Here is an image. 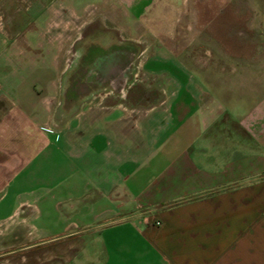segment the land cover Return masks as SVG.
<instances>
[{"label":"crops","instance_id":"1","mask_svg":"<svg viewBox=\"0 0 264 264\" xmlns=\"http://www.w3.org/2000/svg\"><path fill=\"white\" fill-rule=\"evenodd\" d=\"M222 2V23L212 13L205 28L193 9L183 17L187 1L173 20V2H155L126 28L115 7L102 13L104 36L134 47L128 87L150 96L95 81L55 92L83 81L59 79L37 55L15 60L26 75L0 78L14 117L0 114V150L26 153L0 156V264H27L26 249L29 264H264V0ZM38 31L25 32L30 49ZM188 36L203 61L185 59ZM40 116L51 131L40 132ZM225 116L247 135L228 136Z\"/></svg>","mask_w":264,"mask_h":264},{"label":"rangeland","instance_id":"2","mask_svg":"<svg viewBox=\"0 0 264 264\" xmlns=\"http://www.w3.org/2000/svg\"><path fill=\"white\" fill-rule=\"evenodd\" d=\"M160 1L165 2V0H159V3H161ZM171 1L173 2L172 5L167 4L164 7L167 8V15H171L170 17L172 20L177 16L174 7L178 8V6H180L183 1L188 2L187 4L184 3L183 5V17H186V12H188L186 10L187 8L193 9L194 13H197V26H204L205 28V26L208 25V19H211L210 16L212 15V12L215 13L213 11L214 9H211L212 3H210V0H198L196 6L192 2V0ZM35 2H38L39 6L38 15L36 14L35 5L37 4ZM150 2L151 1L149 0H138L135 4H133V7L129 9L126 6L124 0H0V32L2 31L1 33L6 34V38H4L3 36V38H1L0 40V62H7L8 64L0 66V78H2L3 76H18L21 78L24 77L26 74H21L19 72L13 73L14 71L11 68L12 66H14L15 60L22 59L25 61H32V58L36 57V55L38 58H36L33 63L41 60L45 63H48L51 60L54 61V63L58 66L56 72L59 79L75 75V68L77 69V67L79 66L80 58L83 53L93 51L94 46H111L113 43L111 41H115L117 39V37L114 36H104L106 32L108 34L112 32L110 21L104 19V17H102L101 20V15L104 11V16H109V13L111 12L110 8L115 7V10L118 11L117 13L120 19H124L125 21L124 23H122V27L126 28L127 19L131 21L133 17H136L139 13H143L147 10H150V12H146L148 14H153V12H155L154 9L157 6V3L155 2H158V0H153L154 4L153 2H151L152 4L150 5V7H148V3ZM237 6L238 5H236V7ZM125 11H128L130 15L129 17L126 16L125 13L123 14V12ZM74 13L80 16H85L75 17ZM62 16H64L65 19L64 23L59 21ZM215 16L217 17L216 23L219 22L221 24L223 11L217 12ZM237 23L238 22H236V24ZM63 24L69 25V29H67L65 32H62ZM188 26H190V24H188ZM215 26L212 27V32L215 30L216 33L217 30ZM192 27L193 26H190L189 28L192 29ZM142 28L143 26H141L139 22H136V29L142 30ZM32 29L39 30L38 49H30V47L25 45V41H28V39H26L25 37V32H28ZM82 35L83 38L81 37ZM130 36L132 37V35ZM190 38L189 36L183 38L185 40V42H183L184 49H187L189 47V45L187 44H189L188 41L190 40ZM60 39L65 41L67 40L65 43L63 41V44L70 43V47H61L62 42L60 41ZM141 39L142 38H140V40ZM201 39L202 38H199L198 40L196 39L197 43L195 42L194 46L200 45L199 47H201V45H205L206 42L204 41V39ZM100 42L102 44H100ZM122 42L123 40H120V44H122ZM137 44L139 46H143L144 44H147V42H141ZM168 44L173 45L174 41L169 42ZM188 49L187 52H185L184 54L186 60L194 61L200 59L203 61L204 58H206V55L202 52L196 53V48L193 49V51H191V48ZM136 61L137 59H135L133 66L136 65ZM77 71L80 72V69H77ZM130 78L132 79V75H130ZM66 86L63 83L58 84L56 86L55 92L80 93L82 91H85L86 89L84 85L80 84H72L70 86L68 85L69 87ZM102 87L110 86H100V88ZM35 89L37 91L42 90L39 85L35 86ZM148 89L141 83L134 82L131 87H128L126 83L120 92L128 93L129 96L131 95V97H133L134 95L136 96L142 94ZM147 93L149 95V91ZM7 96V99H4L3 95H1L0 97V114L6 112V119L8 120V122H11L10 120L14 119V117L10 115L11 103L9 98L11 97V95L7 94ZM134 98V102L136 103V105L141 102L137 100V97ZM44 118V116H40L34 121L37 124V127H39L40 132H49L51 131V129L46 127L45 123H42L45 122ZM223 123L225 125V131L228 132V136L234 137V135L237 133V123L226 116L223 117ZM12 132L13 129L8 132L7 141L16 140V135L18 134L15 135ZM237 134L242 137L247 135L244 132L240 133V131ZM20 151L22 153H26L25 149H3L0 150V156L15 155L18 154ZM76 250L77 249L73 250V252H76ZM30 252V249L22 251V253L25 255L23 263L29 264L27 262V258L29 257ZM94 252L95 250L92 249L91 254L94 255ZM61 264L69 263L67 261L61 262ZM71 264L75 263L71 262Z\"/></svg>","mask_w":264,"mask_h":264},{"label":"flooded vegetation","instance_id":"3","mask_svg":"<svg viewBox=\"0 0 264 264\" xmlns=\"http://www.w3.org/2000/svg\"><path fill=\"white\" fill-rule=\"evenodd\" d=\"M137 1L138 0H124L129 9ZM197 1L198 0H192L195 6ZM210 3H212L211 9H214L213 11L215 13L223 11L222 0H210ZM116 12L117 10L115 11V14ZM213 22L211 21L210 24ZM133 49V45L129 43L120 44L117 40H115L111 46H94L93 51L85 52L81 55L79 66L77 67V69H80V72H78L75 68V75L70 77L76 82L83 81L82 85L85 87L87 86L85 85L86 81H95L98 83L110 82L113 87H116L118 85V81L122 79V77H126V80L131 79L130 75L132 74L128 67L132 63L129 53H132Z\"/></svg>","mask_w":264,"mask_h":264},{"label":"water","instance_id":"4","mask_svg":"<svg viewBox=\"0 0 264 264\" xmlns=\"http://www.w3.org/2000/svg\"><path fill=\"white\" fill-rule=\"evenodd\" d=\"M120 80V83L116 87H113L117 92H120L126 84V77H122Z\"/></svg>","mask_w":264,"mask_h":264}]
</instances>
